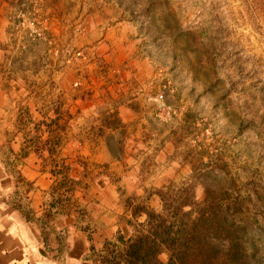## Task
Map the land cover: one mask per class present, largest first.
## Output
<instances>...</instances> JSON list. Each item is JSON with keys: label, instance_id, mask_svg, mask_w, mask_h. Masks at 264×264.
I'll use <instances>...</instances> for the list:
<instances>
[{"label": "rangeland", "instance_id": "obj_1", "mask_svg": "<svg viewBox=\"0 0 264 264\" xmlns=\"http://www.w3.org/2000/svg\"><path fill=\"white\" fill-rule=\"evenodd\" d=\"M74 73L83 128L106 116L114 153L141 163L122 200L160 211L159 190L192 184L196 202L234 208L223 216L264 264V0H0L8 108L49 110ZM145 220L124 219L110 244Z\"/></svg>", "mask_w": 264, "mask_h": 264}, {"label": "crops", "instance_id": "obj_2", "mask_svg": "<svg viewBox=\"0 0 264 264\" xmlns=\"http://www.w3.org/2000/svg\"><path fill=\"white\" fill-rule=\"evenodd\" d=\"M77 75L63 79L66 100L62 91L49 110L23 108L21 98L8 108L0 82V264H99L133 216L118 185L126 175L140 179L141 163L114 153L109 138L118 129L106 116L83 128L90 107L81 106ZM116 111L122 123L135 116L129 106ZM155 161L173 170L160 154Z\"/></svg>", "mask_w": 264, "mask_h": 264}, {"label": "trees", "instance_id": "obj_3", "mask_svg": "<svg viewBox=\"0 0 264 264\" xmlns=\"http://www.w3.org/2000/svg\"><path fill=\"white\" fill-rule=\"evenodd\" d=\"M194 190L192 184L171 182L157 193L160 211L134 208L133 218L145 215V222H129L133 234L106 246L99 264H261L256 250L242 241L240 228L223 216L234 208L211 207L207 197L198 203Z\"/></svg>", "mask_w": 264, "mask_h": 264}]
</instances>
